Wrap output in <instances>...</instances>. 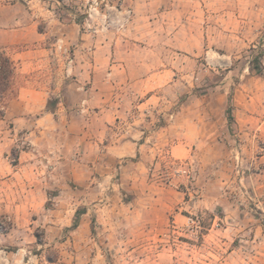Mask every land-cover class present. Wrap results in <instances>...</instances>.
<instances>
[{"label": "rangeland", "instance_id": "rangeland-1", "mask_svg": "<svg viewBox=\"0 0 264 264\" xmlns=\"http://www.w3.org/2000/svg\"><path fill=\"white\" fill-rule=\"evenodd\" d=\"M90 1L0 0V49L31 48L4 45L6 31L31 36L47 17L109 35L112 51L158 74L131 114L155 150L111 159L84 185L62 169L0 177V264H264V55L263 75L251 69L264 0H103L85 24ZM5 110L0 159L15 165L28 139Z\"/></svg>", "mask_w": 264, "mask_h": 264}, {"label": "crops", "instance_id": "crops-1", "mask_svg": "<svg viewBox=\"0 0 264 264\" xmlns=\"http://www.w3.org/2000/svg\"><path fill=\"white\" fill-rule=\"evenodd\" d=\"M43 21L44 31L28 36V28L19 27L6 31L3 40L4 45H33L10 55L17 62V74L27 76L8 101L5 117L16 125V132L27 136L29 148L17 154L15 165L0 159L4 183L22 169L50 174L62 169L70 181L84 185L94 170L102 168L101 174H108L111 159L119 162L155 150L147 145L151 136L137 128L143 121L131 114L144 104L133 103L138 85L158 74L143 72L131 62L134 53L112 51L107 34L85 33L73 21ZM59 44L73 59L69 75ZM239 109L234 103V111ZM112 133L120 136L110 141ZM42 180L51 186L47 177Z\"/></svg>", "mask_w": 264, "mask_h": 264}, {"label": "trees", "instance_id": "trees-1", "mask_svg": "<svg viewBox=\"0 0 264 264\" xmlns=\"http://www.w3.org/2000/svg\"><path fill=\"white\" fill-rule=\"evenodd\" d=\"M264 55V49L260 51L253 59L251 69L259 76L263 75V67L259 59ZM18 65L4 50L0 49V116H3L4 110L9 99L10 94L13 92L14 80L17 75ZM226 118L228 124H231L234 117L232 114V106L227 105ZM85 213L84 210H77L73 220L72 227L76 228L79 223V216Z\"/></svg>", "mask_w": 264, "mask_h": 264}, {"label": "built area", "instance_id": "built-area-1", "mask_svg": "<svg viewBox=\"0 0 264 264\" xmlns=\"http://www.w3.org/2000/svg\"><path fill=\"white\" fill-rule=\"evenodd\" d=\"M103 0H91L88 3V7L86 10V18H85V24L89 23L90 20H92L93 16L96 15L99 12V5L102 3ZM58 51L65 55L67 58L65 60V64L67 66L66 68V74L69 75L70 73V66L73 61L72 56L70 55L69 51L65 49L61 44L57 46Z\"/></svg>", "mask_w": 264, "mask_h": 264}]
</instances>
